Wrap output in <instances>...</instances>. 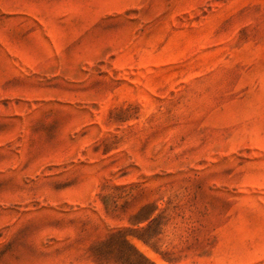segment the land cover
<instances>
[{
	"label": "rangeland",
	"instance_id": "374dc122",
	"mask_svg": "<svg viewBox=\"0 0 264 264\" xmlns=\"http://www.w3.org/2000/svg\"><path fill=\"white\" fill-rule=\"evenodd\" d=\"M0 264H264V0H0Z\"/></svg>",
	"mask_w": 264,
	"mask_h": 264
}]
</instances>
